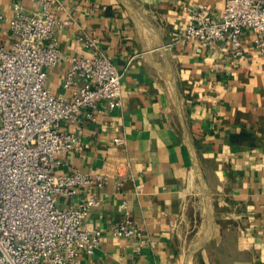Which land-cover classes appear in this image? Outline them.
I'll list each match as a JSON object with an SVG mask.
<instances>
[{
  "label": "crops",
  "instance_id": "crops-1",
  "mask_svg": "<svg viewBox=\"0 0 264 264\" xmlns=\"http://www.w3.org/2000/svg\"><path fill=\"white\" fill-rule=\"evenodd\" d=\"M226 1L57 0V17L73 23L55 32L61 60L46 68L52 92L73 98L84 79L64 82L81 54L102 53L122 73L119 106L106 109L101 101L105 110L95 120L82 112L61 125L80 143L54 172L106 177L101 186L57 195L61 208L90 196L100 200L84 225L101 228L102 240L92 254L81 252L78 264H264V53L249 28L239 57L225 39L211 46L181 39L196 8L207 6L219 19ZM15 2L27 12L38 8L31 0H0V13ZM82 35L95 38L96 46L86 48ZM12 40L0 20V44L9 47ZM200 174L217 228L189 256L208 230ZM123 201L139 235L109 231L124 217ZM229 234L231 253L222 261L208 257Z\"/></svg>",
  "mask_w": 264,
  "mask_h": 264
},
{
  "label": "built area",
  "instance_id": "built-area-1",
  "mask_svg": "<svg viewBox=\"0 0 264 264\" xmlns=\"http://www.w3.org/2000/svg\"><path fill=\"white\" fill-rule=\"evenodd\" d=\"M38 8L27 12L15 2L9 13H0L13 35L11 45L0 44V264H78L81 252L92 254L103 230L89 229L84 221L99 205L95 196L76 206L59 207L57 195H74L85 185H103L106 177L94 178L80 170L56 174L68 151L79 148V138L61 129L82 112L95 120L104 101L106 109L121 104L122 73L102 53L75 57L64 85L81 76L84 83L72 99L55 95L47 86V67L61 60L57 28L73 23L59 18L57 0H31ZM254 33L255 45L264 53V0H227L219 19L207 6L194 10V19L181 39L199 40L209 46L225 39L234 57L243 54L241 34ZM86 48L96 39L79 36ZM115 143L122 139L114 138ZM120 185V183H118ZM124 217L109 231L117 237L140 234L132 225L127 203Z\"/></svg>",
  "mask_w": 264,
  "mask_h": 264
},
{
  "label": "water",
  "instance_id": "water-1",
  "mask_svg": "<svg viewBox=\"0 0 264 264\" xmlns=\"http://www.w3.org/2000/svg\"><path fill=\"white\" fill-rule=\"evenodd\" d=\"M199 176H200V180H201V183H202V186H203V190H204V194H205V197H206L209 226H208L206 237L203 240H201V242H199L195 246V248L190 252L189 256L193 253V251H195V249L203 246L205 244V242L212 236V233L214 231V207H213V203H212V200H211V196H210L209 190H208V188L206 186V183H205L202 175L200 174Z\"/></svg>",
  "mask_w": 264,
  "mask_h": 264
},
{
  "label": "rangeland",
  "instance_id": "rangeland-1",
  "mask_svg": "<svg viewBox=\"0 0 264 264\" xmlns=\"http://www.w3.org/2000/svg\"><path fill=\"white\" fill-rule=\"evenodd\" d=\"M206 221H207V222H206ZM206 221H205V222H206L207 224L205 225V227L207 226V228H208V226H209L208 218H207ZM224 225H225V224H224ZM224 227H225V226H224ZM216 228H217V225H216V219H215V216H214V231H213V233L215 232V229H216ZM212 235H213V234H212ZM222 241H224V245L222 246L223 248H222L221 250H219V245H218V246H217V244L214 245V247H212V249H210V254H209L208 257H212V258H214L216 261H220V260L222 261L223 258H224L225 256H227V253H228V254L231 253V250H230L231 244L234 245V243H235V237H234V235L229 234V235L225 236L224 239H223ZM213 248H214V250H213Z\"/></svg>",
  "mask_w": 264,
  "mask_h": 264
},
{
  "label": "bare ground",
  "instance_id": "bare-ground-1",
  "mask_svg": "<svg viewBox=\"0 0 264 264\" xmlns=\"http://www.w3.org/2000/svg\"><path fill=\"white\" fill-rule=\"evenodd\" d=\"M202 232V231H201ZM190 260V259H189Z\"/></svg>",
  "mask_w": 264,
  "mask_h": 264
}]
</instances>
